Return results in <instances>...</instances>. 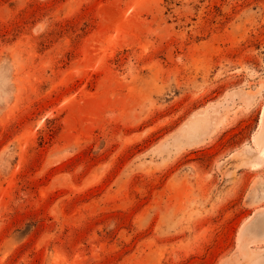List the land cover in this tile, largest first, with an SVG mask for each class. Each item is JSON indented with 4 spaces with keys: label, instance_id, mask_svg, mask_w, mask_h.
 I'll use <instances>...</instances> for the list:
<instances>
[{
    "label": "rangeland",
    "instance_id": "rangeland-1",
    "mask_svg": "<svg viewBox=\"0 0 264 264\" xmlns=\"http://www.w3.org/2000/svg\"><path fill=\"white\" fill-rule=\"evenodd\" d=\"M0 264H264V0H0Z\"/></svg>",
    "mask_w": 264,
    "mask_h": 264
}]
</instances>
